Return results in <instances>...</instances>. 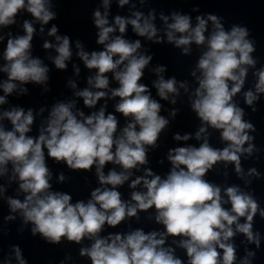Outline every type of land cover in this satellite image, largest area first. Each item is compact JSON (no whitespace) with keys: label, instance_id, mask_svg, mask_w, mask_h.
I'll return each mask as SVG.
<instances>
[{"label":"clouds","instance_id":"obj_1","mask_svg":"<svg viewBox=\"0 0 264 264\" xmlns=\"http://www.w3.org/2000/svg\"><path fill=\"white\" fill-rule=\"evenodd\" d=\"M151 2L98 0L91 13L98 48L88 50L51 23L58 19L55 0H0V205L8 210L0 239L19 220L18 234L28 231L52 246L78 245L89 264H255L264 246L255 223L264 220V207L252 184L264 173L244 167L259 162L262 152L244 106L256 113L264 97L256 40L246 25L226 28L224 17L198 6L190 13L141 10ZM114 4L127 14L113 15ZM25 14L30 19H21ZM36 37L43 58L34 55ZM146 43L171 45L185 57L193 46L200 50L191 80L153 66ZM69 64L70 96L38 109L10 102L28 96L29 85L50 93V65L65 72ZM81 64L88 72L83 87ZM146 72L155 76L150 85L143 82ZM249 74L253 82L246 87ZM182 97L199 124L194 132L173 133L176 146L158 161L168 165L160 174L150 153L160 148ZM213 133L222 147L211 142ZM49 161L93 173L97 186L87 199L74 200L55 187L70 177L54 173ZM229 169L240 184L227 182ZM210 173L223 175L224 183L210 180ZM125 185L127 198L120 190ZM142 213L159 227L133 228ZM125 224L126 231H109ZM237 237H243L239 244ZM70 262L66 253L59 264ZM0 264L29 261L19 244H9L6 250L0 245Z\"/></svg>","mask_w":264,"mask_h":264}]
</instances>
